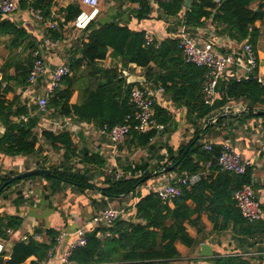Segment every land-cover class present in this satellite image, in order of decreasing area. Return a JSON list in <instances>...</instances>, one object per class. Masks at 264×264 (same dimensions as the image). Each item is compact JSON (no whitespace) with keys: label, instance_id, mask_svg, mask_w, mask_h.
Wrapping results in <instances>:
<instances>
[{"label":"crops","instance_id":"1","mask_svg":"<svg viewBox=\"0 0 264 264\" xmlns=\"http://www.w3.org/2000/svg\"><path fill=\"white\" fill-rule=\"evenodd\" d=\"M16 1L19 3L20 0ZM74 2H79L83 9L89 8L83 4V0H54L49 15L45 16L43 13L44 19L55 23V27L36 18L32 12L34 7L31 6L20 7L11 14L0 15V80L7 76L10 85L14 87L13 90L3 93L5 108L9 107L12 111L23 107L27 109L28 114L12 117L15 123L34 118L38 121L33 129V135L37 137L33 152L8 153L0 147V224L2 221H8L9 217H15L18 222L16 228L6 230L5 236L0 235V238L5 240L0 264L10 259L16 242L23 239V236L32 234L38 235L37 241L40 242L50 243L55 240L54 255L43 260V264H64L63 253L77 238L78 229L84 226L90 232L97 227L89 224L94 215L111 204H119L118 207L122 210L120 218L135 220V204L141 196L152 191L158 193L159 187L170 182L179 185L178 178L188 172L179 173V162L175 160L181 155L184 156L183 153L188 148L189 152L196 143L204 148L207 144L221 148L224 142H231L244 158L249 159L251 184L264 210V114L255 113L256 110L264 111V104L256 106L251 113L247 97L233 98L228 95L230 81L248 80H239L243 73L241 62L227 67L216 89L214 103L207 105L208 110L201 114L197 111L199 101L192 100L189 105L186 98L180 97L173 89H167L162 82L148 80V74L161 72L158 65L143 67L134 62H127L110 49L98 64L104 67H118L127 82L135 83L134 86L145 85L149 81L147 86L156 93L155 117L161 109L168 116L167 123L163 122V129L148 131H154L149 141L139 140L132 134L117 150L112 139L103 134L101 127L94 121H80L76 116H60L49 107L40 110L38 104L46 92L53 69L61 64H70L72 55L88 41V33L93 26L99 27L110 22L128 25L131 29L149 33L157 42L172 37L181 39L186 35L199 45L210 43L219 51L231 52L239 57L245 41L238 42L219 34L211 19H206L202 25L189 26L184 22L185 10L188 8L184 3L178 14H170L161 7L159 0H148L143 9L141 4L134 0H100L99 13L93 24L80 30L75 27L74 20H65L66 8ZM5 21H10L19 28V35L13 31L6 32L2 26ZM256 26L260 30L259 39L254 46L259 59L257 77L264 85V17L256 21ZM37 47L42 49L48 70L35 82L27 80V84L18 85L16 78L21 75L17 72L15 64L28 58L33 60L32 53ZM89 74V70H86L80 75L85 79L77 83L71 103L83 102V92L90 80ZM95 77L93 75V78ZM179 78L176 80L181 82L182 79ZM9 82L5 80L3 85L6 86ZM171 84L172 82H169V85ZM60 87H64V84ZM160 87H163V90H160ZM215 112L218 114L213 116ZM43 130L55 133L71 131L76 155L66 158L65 150L55 149L43 135ZM6 131L7 124L1 121L0 138ZM176 163L175 168L167 170ZM212 163V159L203 161V179L214 181L216 190L226 195L233 189L234 181L218 179V175L223 171ZM34 168H46L53 172L26 176L9 182L11 185L5 187L7 184L5 185L3 180L6 177H13ZM54 169L78 173L82 176L81 180L87 184L83 186L79 182L61 179L55 176ZM110 169L120 172L121 178L143 176V179L134 192L110 198L104 192L113 179ZM234 195L230 199H223L221 206L217 207L221 208V212H202V230L188 225V231L195 242L192 245L178 242L180 256L170 260L168 264H212L214 259L220 257L239 258L247 264H264V215L261 220L253 223L236 222L232 217L235 216L236 209L231 208L230 204L235 200ZM169 203L173 205V200ZM189 203L193 204L191 201ZM235 204L237 206L236 200ZM59 236L61 239L57 241ZM204 243L210 245L211 256L205 255L202 246ZM36 261L37 257L31 256L20 264H34ZM105 264L136 263L118 261Z\"/></svg>","mask_w":264,"mask_h":264},{"label":"trees","instance_id":"2","mask_svg":"<svg viewBox=\"0 0 264 264\" xmlns=\"http://www.w3.org/2000/svg\"><path fill=\"white\" fill-rule=\"evenodd\" d=\"M134 1L139 2L142 9L148 4V0ZM53 2L54 0H20L19 6L41 8L46 16L49 15ZM159 3L166 12L178 14L183 8L184 0H159ZM82 10L83 7L79 2L70 4L66 8L65 20H75ZM185 11V24L202 25L206 19H211L219 34L238 42L247 41L255 46L260 34L256 21L264 17V0H194L191 7L186 8ZM141 12L143 13V10ZM93 21L89 26L93 24ZM2 26L6 32L13 31L16 35L20 33V29L10 21H5ZM110 49L127 62H134L143 67L151 64L158 65L161 72L148 74V80L162 82L167 89H173L180 97L186 98L189 105L192 100L199 101L200 104L197 105L199 113L202 114L208 110L202 94L207 69L185 61L178 38H167L161 42L153 39L148 43L145 31L134 30L128 25H119L115 22L104 23L99 27L93 26L90 29L88 41L72 55L69 64L71 74L63 79L64 87L56 89L50 97L49 109L60 116H76L80 121H94L100 127L104 124L124 123L128 116L133 117L136 108L131 102V91L135 83H128L118 67H104L98 64L99 60L107 56ZM32 64L33 60L29 58L15 64L17 72L21 75L20 78H16L18 85L27 84ZM86 70H89L90 80L83 92V102L71 103L77 83L85 79L80 75ZM93 75L97 78H93ZM178 77L182 79L181 82L176 80ZM5 80L9 82L7 76H3L0 80V122L4 121L7 124V131L0 138V147L8 153L33 152L37 142L33 129L38 121L36 118L18 123L13 121L14 115L29 112L25 107L15 111L9 107L5 108L3 93L14 89L10 82L4 86ZM169 82L172 84L169 85ZM136 85L143 86V84ZM228 95L233 98L247 97L250 102L249 110L252 113L256 106L264 104V85L254 77L248 80H232L228 83ZM156 118L165 124L168 116L161 109L157 111ZM132 134L139 140L147 142L154 135V131L139 133L132 129L128 136ZM43 135L55 149H64L66 158L76 155L71 131L55 133L51 130H43ZM220 151L221 148L217 146L208 151L202 145L194 144L185 156L181 155L175 160L179 162V173L197 172L202 169L203 161L210 159L213 160L212 164L218 167L217 157ZM54 171L55 176L61 179L79 182L83 186L87 184L81 180L82 176L78 173L58 169ZM78 176L80 178H77ZM218 176V179L234 181L233 189L226 195L218 192L214 181L210 182L206 178L190 189L182 185V194L173 200V205L153 191L141 196L135 204V220L120 218L111 227L102 226L91 230L87 234L86 245L74 249L70 257L71 262L73 264H105L120 261L136 264H168L170 260L180 256L178 242L186 245H192L195 242L188 231V225L202 230V212H221V208L217 207L221 206L225 197L230 199L234 191L243 184L252 183L251 166L243 175L223 171ZM10 178L11 176L6 177L3 183ZM142 179L143 176L112 179L113 181H110L104 192L110 198L128 195L135 191ZM10 185L7 184L5 187ZM230 204L231 208L236 209L235 216H232L235 221H246L234 199ZM9 218L8 221L1 222L0 235L5 236L7 229L17 227L18 222L15 217ZM99 230L104 235L99 236L97 234ZM106 231L110 232L109 236L104 233ZM54 243L55 240L45 243L33 238L21 239L13 246L10 259L3 264H20L31 256L37 257L34 264H40L41 261L46 260ZM212 264H247V262L234 257H220L214 259Z\"/></svg>","mask_w":264,"mask_h":264},{"label":"built area","instance_id":"3","mask_svg":"<svg viewBox=\"0 0 264 264\" xmlns=\"http://www.w3.org/2000/svg\"><path fill=\"white\" fill-rule=\"evenodd\" d=\"M99 1L100 0H83V4L89 8H84L73 21L77 29H87L89 24L96 18L99 13ZM19 8V3L16 0H0V15L11 14ZM32 12L36 18L41 21L45 20L41 8H34ZM45 24L55 27V23L49 22V20H45ZM146 37L148 43L153 41V37L150 36L149 33H146ZM179 47L187 63H194L207 69L204 75L205 81L202 88L203 100L206 105H212L214 103L219 81L229 65L241 62L243 73L239 77V80L242 78L251 79V77L258 78L257 68L259 66V59L253 44L250 42H244L240 57L231 52L219 51L210 43L199 45L193 38L186 35H183V37L179 39ZM32 55L33 64L28 78V81L31 83L43 76L48 70L41 47L34 49ZM70 73L71 69L68 64H61L53 69L51 79L47 83L46 92L44 96L39 99L38 104L40 110L47 109L50 97L55 90L61 86L63 79ZM148 83L149 81L143 86L135 85L132 88L131 102L136 108L133 117L128 116V119L124 123L115 125L104 124L100 128L103 134L108 135L112 139L115 150L119 149L120 145L124 143L132 129L145 133L153 129L164 128V124L159 122L155 117L156 93L150 86H147ZM160 90H163V87H160ZM206 149L212 150L213 145L207 144ZM217 165L221 171L243 175L251 166V161L244 158L231 142H224L217 157ZM109 172L112 174L114 180H119L122 177L121 173L116 170L110 169ZM203 176L204 172L201 170L194 173H187L183 177L178 178L179 185L170 182L159 187L157 189L158 195L164 200H174L182 194V185L187 187L193 186L199 183L203 179ZM234 196L237 206L247 222L253 223L263 218L264 210L262 202L258 198L256 190L251 183L243 184L236 190ZM121 216L122 210L120 207L111 204L100 213L94 215L89 221V224L97 227H111ZM7 231H11V229ZM87 234L88 230H86L84 226L78 229L77 238L63 253L62 260L64 264H73L70 257L74 249L86 245ZM97 234H100L99 236L103 235L101 230H99ZM105 234L110 235V232L107 231ZM30 238L37 240L38 235L32 234L30 236H23V240H29ZM60 239L61 236H59L57 241ZM53 247L48 257L54 255ZM4 250L5 240L0 238V254ZM43 262L44 261H42L41 264H43Z\"/></svg>","mask_w":264,"mask_h":264},{"label":"water","instance_id":"4","mask_svg":"<svg viewBox=\"0 0 264 264\" xmlns=\"http://www.w3.org/2000/svg\"><path fill=\"white\" fill-rule=\"evenodd\" d=\"M184 4H185L186 7H191L192 2H191V0H185ZM255 113L256 114H264V111L256 110ZM217 114H218V112H215V113H213V116H216ZM199 137H200V135H199ZM188 150H189V148L186 149V151L183 153L184 156L187 154ZM176 166H177V163L172 165V166H169L167 168V170H171V169L175 168ZM52 172H53L52 170L46 169V168L30 169L28 171H24V172H22V173H20L18 175H15V176L11 177L8 181L5 182V185L8 184L9 182H15L18 179H21V178H24L26 176H30V175H33V174H52ZM202 246H203V249L205 250L204 251L205 255L211 256L212 255V250H211L210 245H208L207 243H204Z\"/></svg>","mask_w":264,"mask_h":264},{"label":"rangeland","instance_id":"5","mask_svg":"<svg viewBox=\"0 0 264 264\" xmlns=\"http://www.w3.org/2000/svg\"><path fill=\"white\" fill-rule=\"evenodd\" d=\"M116 205H118V206H119V204H116Z\"/></svg>","mask_w":264,"mask_h":264}]
</instances>
